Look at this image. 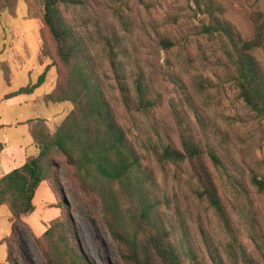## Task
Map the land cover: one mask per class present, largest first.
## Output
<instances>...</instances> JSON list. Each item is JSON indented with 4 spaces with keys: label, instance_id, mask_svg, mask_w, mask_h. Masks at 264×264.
Wrapping results in <instances>:
<instances>
[{
    "label": "rangeland",
    "instance_id": "374dc122",
    "mask_svg": "<svg viewBox=\"0 0 264 264\" xmlns=\"http://www.w3.org/2000/svg\"><path fill=\"white\" fill-rule=\"evenodd\" d=\"M201 2L199 7L194 0H78L62 10L67 23L90 46L118 119L126 129L136 128L133 133L139 147L169 139L179 145L181 134L186 132L222 159L223 165L216 167L207 158L225 218L195 196L186 165L162 166L149 154L143 157V168L153 177L163 203L161 215L174 227L176 243L186 259L207 264H211L210 259L222 260L219 264H249L251 260L264 264V190L252 182L253 175L264 177V118L251 111L240 96L231 40L252 38L251 13L264 11V0ZM43 14L42 0H17L14 10H0V93L36 82L48 68L45 84L33 94H23L27 104L9 107L3 102L0 114L9 120L19 110L34 117L46 109L55 116L51 127L56 130L73 104L45 100L61 79L59 70L62 75L65 70L44 27ZM216 23L229 30L206 28ZM163 38L171 40L169 48L162 45ZM111 39L128 71L143 72L148 99L156 101L146 113H129L119 90L111 88L115 80L106 47ZM257 57L264 69V47ZM67 173L62 169L59 179L66 185L63 190L72 203L88 255L97 264H122L103 226L100 208L95 205L93 214H87L85 205L74 200L67 186ZM64 193L61 189L65 205ZM48 201L56 199L44 183L35 196L37 210L44 209ZM55 211L49 209L41 220L47 224ZM0 222L9 226L8 218ZM34 228L41 232L40 225ZM40 241L44 244L43 238ZM22 249L25 264H43L30 235L24 236ZM1 251L4 253V245Z\"/></svg>",
    "mask_w": 264,
    "mask_h": 264
},
{
    "label": "trees",
    "instance_id": "16d2710c",
    "mask_svg": "<svg viewBox=\"0 0 264 264\" xmlns=\"http://www.w3.org/2000/svg\"><path fill=\"white\" fill-rule=\"evenodd\" d=\"M42 1L43 24L53 41L58 62L65 70L63 75L59 70L61 79L44 97L48 103L72 102L73 108L54 132L43 122L32 126L39 153L0 178V207L7 205L11 211V233L0 241L6 244L7 261L25 264L22 240L30 235L39 248L43 264H97L85 249L72 203L63 190L66 185L59 179V172L66 169L67 186L74 200L85 205L90 216L95 205L100 208L103 226L122 264H188V261L207 264L199 259H186L180 251L174 227L161 215L163 203L153 177L143 168V157L149 154L162 166L186 165L195 196L225 218L223 200L207 159L220 167L223 165L221 157L214 149H205L201 141L186 132L181 134L179 145L169 139L139 147L133 133L136 128L126 129L118 119L90 46L65 20L62 6H70L78 0ZM194 1L202 6L201 0ZM16 2L0 0V10H14ZM251 20L254 24L252 38L231 37L237 68L235 84L250 110L264 118V69L257 57L258 50L264 47V11H253ZM208 27L220 32L229 30L222 23L206 25L209 30ZM161 43L166 48L172 44L169 38H163ZM106 47L115 80L111 88L119 90L125 109L129 113L151 110L156 101L148 99L143 72L128 71L112 39L106 42ZM47 72L48 68L36 82L9 92L4 98L33 94L45 84ZM43 182L49 184L62 208L61 215L50 222L43 234L44 244L25 221L35 212V194ZM252 182L264 190V177L259 179L253 175ZM61 189L65 205L61 202ZM210 261L211 264L222 263L220 259ZM249 264L263 263L251 260Z\"/></svg>",
    "mask_w": 264,
    "mask_h": 264
},
{
    "label": "crops",
    "instance_id": "0c3cea01",
    "mask_svg": "<svg viewBox=\"0 0 264 264\" xmlns=\"http://www.w3.org/2000/svg\"><path fill=\"white\" fill-rule=\"evenodd\" d=\"M12 92V91H11ZM35 93V92H34ZM1 94L2 100L0 101V106L3 102L7 104L9 107H14L16 105L23 106L28 103V99L21 95H17L8 99H5V94ZM7 94V93H6ZM26 95V94H25ZM64 103V102H63ZM56 104V103H54ZM59 104V103H58ZM71 111V110H70ZM69 111V112H70ZM62 112V111H59ZM68 112V113H69ZM67 113V114H68ZM66 114V115H67ZM54 114H50L46 112V109H41L40 112L34 114V117L26 116V113L23 110H19L11 119L5 120L0 114V178L11 172L12 170L23 166L30 156H35L36 153H39V148L34 141L31 129L34 125H39V122H43L44 126L47 127L51 132L55 131V126L51 127L52 122L54 121ZM63 120V119H62ZM61 121V120H60ZM55 125V124H54ZM47 184L51 193L55 196L56 201H48L47 206L41 211L37 210L35 205V212L25 218V221L28 223L31 232L38 239L43 238V234L50 226V222L61 215L62 208L59 206L56 195L52 192L49 184L47 182L41 183ZM38 188V189H39ZM37 189V191H38ZM36 191V193H37ZM36 196V194H35ZM35 200V198H34ZM35 204V202H34ZM3 208H7V211L2 213ZM54 208L55 214L54 216L45 224L41 218L44 216L49 209ZM1 218H8L9 226H4V223L0 222V241L7 235L11 233V211L7 205H3L0 207V220ZM41 226V232H36L34 225ZM2 245L5 246L4 253L0 252V264H4L7 262V247L6 244L0 243V248Z\"/></svg>",
    "mask_w": 264,
    "mask_h": 264
}]
</instances>
